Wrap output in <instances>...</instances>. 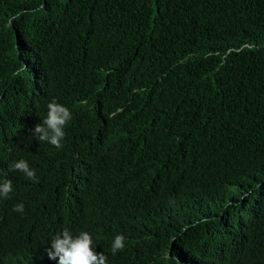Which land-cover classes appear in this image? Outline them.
<instances>
[{"label":"trees","instance_id":"trees-1","mask_svg":"<svg viewBox=\"0 0 264 264\" xmlns=\"http://www.w3.org/2000/svg\"><path fill=\"white\" fill-rule=\"evenodd\" d=\"M52 99L60 148L30 137ZM7 178L0 264H58L64 228L107 264H264V0H0Z\"/></svg>","mask_w":264,"mask_h":264},{"label":"clouds","instance_id":"clouds-1","mask_svg":"<svg viewBox=\"0 0 264 264\" xmlns=\"http://www.w3.org/2000/svg\"><path fill=\"white\" fill-rule=\"evenodd\" d=\"M72 119L71 111L63 104L52 99L47 104V115L42 122L37 123L30 130V137L40 142H46L56 148L62 147L65 137V127ZM12 169L22 172L29 180L38 182L33 169L27 161L20 159L13 162ZM12 192V181L10 178L0 181V200L8 201ZM16 212H23V205H17L13 209ZM125 237L116 235L111 246L115 254L125 247ZM93 239L87 231H81L76 235L64 228L60 234L51 239V247L48 249L50 259L58 258V264H107V258L103 252L93 249Z\"/></svg>","mask_w":264,"mask_h":264}]
</instances>
